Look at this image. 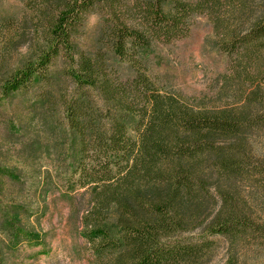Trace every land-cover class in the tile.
Returning <instances> with one entry per match:
<instances>
[{"label":"trees","instance_id":"trees-1","mask_svg":"<svg viewBox=\"0 0 264 264\" xmlns=\"http://www.w3.org/2000/svg\"><path fill=\"white\" fill-rule=\"evenodd\" d=\"M102 1L115 19L108 24L114 57L131 60L135 74L119 78L100 51H79L66 71L76 84L63 104L78 142L74 181L89 195L81 233L90 264H209L215 239L180 236L201 226L227 239L223 264H246L250 249L264 252V155L256 147L264 138V0L35 1L42 43L2 79L1 93L51 76L46 68L63 50L74 56L78 24ZM131 8L137 25L126 21L136 20ZM194 13L207 14L222 45L233 46L236 75L246 83L234 103L195 105L162 91L138 64L135 53L153 39L185 36ZM63 194L73 205L72 193ZM16 213L3 217L4 226H13ZM19 232L34 234L17 225L5 245Z\"/></svg>","mask_w":264,"mask_h":264},{"label":"rangeland","instance_id":"rangeland-1","mask_svg":"<svg viewBox=\"0 0 264 264\" xmlns=\"http://www.w3.org/2000/svg\"><path fill=\"white\" fill-rule=\"evenodd\" d=\"M35 1L0 0V85L42 43L33 14ZM111 13L110 5L102 1L84 14L73 35L74 56L65 50L56 56L46 68L51 76L8 95L0 91V252L6 264H90L92 249L81 233L89 195L74 181L78 142L63 99L75 89L66 71L77 63L79 51L105 53L110 71L121 79L135 74L133 62L114 57L110 47L108 24L115 21ZM130 14L136 20L126 21L137 25V10L131 8ZM190 18L185 36L171 41L153 39L143 53H135L138 64L162 91L183 95L195 105L236 102L246 83L241 84L236 75L235 53L230 52L233 46L229 50L222 45L223 38L207 14L194 13ZM90 92L103 102L96 89L90 88ZM42 95L49 96L48 101H39ZM256 147L264 155V138ZM66 192L72 193L73 205L64 196ZM12 211L17 212L13 226H4L3 217H10ZM17 225L34 234L27 238L19 232L13 245H5ZM180 236L215 239L209 264L224 263L228 242L223 235L201 226ZM245 259L246 264H264V252L250 249Z\"/></svg>","mask_w":264,"mask_h":264}]
</instances>
